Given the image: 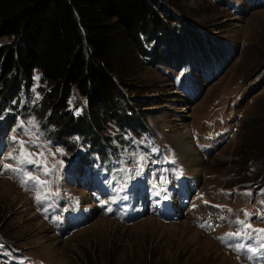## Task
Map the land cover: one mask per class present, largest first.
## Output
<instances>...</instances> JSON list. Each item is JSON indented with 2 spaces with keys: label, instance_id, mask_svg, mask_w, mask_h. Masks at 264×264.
Instances as JSON below:
<instances>
[{
  "label": "rangeland",
  "instance_id": "obj_1",
  "mask_svg": "<svg viewBox=\"0 0 264 264\" xmlns=\"http://www.w3.org/2000/svg\"><path fill=\"white\" fill-rule=\"evenodd\" d=\"M156 2L161 15L174 16L168 26L179 38L169 49L157 41L160 62L156 40L141 36L146 54L137 52L136 75L127 81L129 95L149 105L141 110L145 127L136 129H150L147 141L126 135V149L116 152L110 138L97 155L81 149L64 160L57 149L70 156V142L59 140L63 149L40 130L56 137L59 128L37 116V79L29 95L22 91L0 112L2 124L15 118L8 136L0 134V264H264L259 235L236 236L237 220L264 229V163L246 160L264 123V0ZM71 101V111L86 114V99L74 92ZM21 122L35 135H24L16 127ZM182 131L203 163L200 175L176 147ZM106 133L120 129L109 122ZM12 136L34 158L43 151L56 170L45 176L33 164L8 159L20 152ZM37 137L39 147L32 143ZM24 172L49 183L22 184ZM133 173L137 180L127 179ZM174 199L176 221L160 218ZM183 223L192 231L183 232ZM195 230L201 242L193 240ZM240 243L245 248L235 250ZM47 246L58 253L48 254Z\"/></svg>",
  "mask_w": 264,
  "mask_h": 264
},
{
  "label": "trees",
  "instance_id": "obj_2",
  "mask_svg": "<svg viewBox=\"0 0 264 264\" xmlns=\"http://www.w3.org/2000/svg\"><path fill=\"white\" fill-rule=\"evenodd\" d=\"M155 6L156 0H0V40H10L0 46V112L22 91L29 95L39 76L37 116L59 128L56 137L70 142V152L76 136L87 149H100L109 142V122L144 128L141 113L149 105L134 100L127 83L136 75L137 52L146 54L141 36L156 40L160 62L157 41L169 49L179 38L168 26L174 16ZM74 92L87 101L85 115L70 110ZM258 134L246 160L264 163V123Z\"/></svg>",
  "mask_w": 264,
  "mask_h": 264
},
{
  "label": "snow or ice",
  "instance_id": "obj_3",
  "mask_svg": "<svg viewBox=\"0 0 264 264\" xmlns=\"http://www.w3.org/2000/svg\"><path fill=\"white\" fill-rule=\"evenodd\" d=\"M37 80H39V77H36ZM38 98V97H37ZM79 114V112H77V115ZM3 117L0 116V119H2ZM29 125L31 126V128H36L37 125L35 124V121H29L28 122ZM17 128L23 129V134L24 135H29V136H34L35 134L32 133L30 131V129H24V125L23 122H21L20 124H18L16 126ZM13 131H15V128L13 129ZM14 145L18 144L20 152L18 156H14L13 153H8V159H12V160H16L18 164L24 165V164H33L35 165V167L39 170H42L43 175L45 176H49L51 174L52 171L56 170V165H53L51 169H49L48 167V161H47V157L45 156L44 152L41 151L39 153L38 156H35L34 158V154L30 153L26 150L25 148V142L24 141H17L16 136H12L11 137ZM38 137L36 139H34L32 141V143L34 145H37L39 147V145L37 144L38 141ZM77 140L79 139L78 137L76 138ZM57 151L60 152L61 155H63V151L61 149H57ZM144 159L143 157H141V160ZM58 164L61 165V167L63 166V162L62 161H57ZM4 168L6 169H11L12 166L9 164H5ZM14 171L20 172L22 171L21 169H14ZM29 181H32V184L36 187H44L46 184H48V181H41L39 180L38 177L35 176H31L29 175L27 172H24L23 176L21 177V182L22 184H28ZM37 201L39 202L42 197L40 195L36 196ZM245 215H249L248 213H245ZM236 223L238 225H241V229L238 230V232L236 233L237 237L240 236H244V237H248V238H252V234L253 233H257L259 235V240H260V247L264 248V229H251L250 225L245 224L244 221H240L237 220ZM229 237L232 236V234H228ZM235 250L240 251L241 249L245 248V245L243 243L237 244L234 246ZM248 251H252L254 252L255 249L253 248H248Z\"/></svg>",
  "mask_w": 264,
  "mask_h": 264
},
{
  "label": "bare ground",
  "instance_id": "obj_4",
  "mask_svg": "<svg viewBox=\"0 0 264 264\" xmlns=\"http://www.w3.org/2000/svg\"><path fill=\"white\" fill-rule=\"evenodd\" d=\"M187 135H188L187 131H185V132L182 131V133L178 132L176 134L175 138H174L175 139L174 142L176 144V147L179 149V151L182 152V154L186 157L190 168L191 169L193 168L195 174H199L200 175L201 172H202V168L201 167H202L203 163H200V160H198L199 158H198L193 146H191L190 142H188V140H187ZM0 192H1V190H0ZM24 211H25L24 213H29L28 209H25ZM35 216H36V214H35ZM102 223L104 224V222H102ZM181 224H182V222H181ZM37 225L41 229L43 227L42 221L38 222ZM182 230H183V232H187L189 230L192 231V229L189 228V226L186 223H183ZM196 231L199 232L198 230L194 231L197 235H196V237H195V235H193V240L195 242L196 241L201 242V241H199L200 239H199L198 233ZM204 244H206L205 241H204ZM44 248H45L46 251H48V254L54 255L55 252H56V250H54L53 247L47 246V247H44ZM56 253H58V252H56Z\"/></svg>",
  "mask_w": 264,
  "mask_h": 264
}]
</instances>
